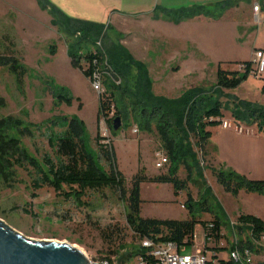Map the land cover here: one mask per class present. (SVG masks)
<instances>
[{"label": "rangeland", "instance_id": "374dc122", "mask_svg": "<svg viewBox=\"0 0 264 264\" xmlns=\"http://www.w3.org/2000/svg\"><path fill=\"white\" fill-rule=\"evenodd\" d=\"M142 3L146 5L148 13L134 20L129 17L136 13V3L132 0H0V44L28 68L18 89L13 75L6 67L0 66V115L10 114L38 122L51 113L75 114L85 124L91 147L95 146L96 134L100 135L101 141L111 143L116 166L126 181L138 168H143L147 176L165 172L168 161L159 169L153 165L156 152L165 154L156 134L138 129L130 104L124 107V115L118 119L117 128L108 127L101 116L96 118L98 93L88 78L71 66L66 54L64 33L58 31L52 16L57 15L60 21L57 12H61L74 21H87L107 27L105 38L98 40V44L119 45L131 59L143 64L153 95L174 98L187 91L212 86L218 61L222 68L241 69V64L235 61L251 58L252 51L258 48L253 45L264 46V11L261 8L257 18L251 14L252 5L261 6L263 0L244 3L248 5L239 2L233 7V12L224 13L217 23L210 21L209 24L188 19L182 20L183 23H175L168 18L174 17L179 10L197 6L213 9L217 4L183 0H142ZM128 73L134 72L130 69ZM258 74L249 73L237 86L224 88L223 91L244 101L264 105V91L261 90L264 71ZM48 79L65 86L71 99L62 100L57 107L51 108V96L44 86V81ZM221 98L224 100L225 96ZM222 115V119L231 120L234 124L227 109H222ZM252 125L256 131V125ZM133 127H136L135 132L132 131ZM244 127L247 126L241 124V128ZM209 128L214 132L217 127L211 125ZM21 140L36 155L48 149L44 135L24 136ZM190 144L199 160L200 154L191 139ZM231 144V153L225 151V156L230 157L235 169L221 162H227V159L223 152L218 151L215 143L208 148L210 151L205 148L206 156L201 160L202 163L199 162V168L193 165L191 178L201 186L199 198L197 186L190 182H187V190L181 191L177 198H171L161 183H140L141 195L146 199L142 204L141 216L158 217L164 214V210L172 212V215H182L184 210H180L179 205L183 204L186 192L196 200L205 192L221 220L223 237L219 244L228 250L236 238L235 208L241 201L222 190L212 171L222 167L250 179H264V143L249 139ZM259 158L261 161L258 163ZM189 163L192 165V159ZM17 175L20 182L11 188L0 184V221L20 235L36 241L68 243L93 262L112 247H108L99 235V230L107 226L124 232L123 243L126 246L116 247L117 255L134 245V239L125 227L124 205L108 189L86 191L80 197V204L76 205L51 188L32 189L22 171H18ZM178 176H185L182 167H179ZM256 207L252 202L246 204L247 209ZM199 216L210 217L207 213ZM240 237L244 238L245 234ZM202 240V227L195 224L193 243L185 247L182 254H190L195 246L202 245ZM263 247L264 240L260 250ZM227 250L220 255L226 258ZM262 258L263 255L257 253L251 264H258ZM124 264H134V260L130 259Z\"/></svg>", "mask_w": 264, "mask_h": 264}, {"label": "trees", "instance_id": "16d2710c", "mask_svg": "<svg viewBox=\"0 0 264 264\" xmlns=\"http://www.w3.org/2000/svg\"><path fill=\"white\" fill-rule=\"evenodd\" d=\"M240 1L249 2L224 0L216 3L213 9L197 6L176 11V15L168 19L178 23L202 15L216 20L225 10L236 7ZM41 6L45 7L44 4ZM262 7L264 8V0ZM57 13L60 21L57 15L52 17L58 31L64 33L66 54L71 66L77 68L88 80L93 73L100 74L104 90L97 96L96 118L103 117L108 127L112 128L113 117L118 115L122 118L124 107L130 104L138 129L156 134L168 165L165 172L153 176L145 175L143 168H138L126 181L116 166L111 143L101 141L100 135L96 134L95 146L91 147L85 124L75 114L51 113L38 122L7 114L0 115V184L11 188L20 182L17 173L22 171L32 189L51 188L76 205L80 204V197L86 191L98 192L105 188L115 194L124 205L125 227L133 237L134 245L117 255L115 248L126 246L123 243L124 232L107 226L99 230V235L108 247L113 248H107V253L100 258L113 256L118 264H124L130 259L134 260L139 254L143 264H154L155 260L139 247L141 238L148 237L156 243L172 242L177 248L184 249L192 245L194 226L200 224L205 240L203 249L225 262L227 256L224 258L220 255L227 250L219 244L223 237L221 220L205 192L199 200L186 192L183 201L187 212L185 219H157L140 216L139 185L142 182L167 183L171 186L173 195L177 196L181 191L187 190V182H190L197 186L198 197L201 186L191 178V171L193 165L198 167L206 155L209 126L220 123L222 109L229 111L234 123L254 124L264 134V105L244 101L223 91L224 88L237 86L249 73L255 75L250 58L235 61L241 64V69L222 68L218 61L215 81L209 88L187 91L174 98L153 95L149 90L150 81L143 64L131 59L115 43L107 46L97 43L105 38L107 27L87 21H74L61 12ZM66 20L68 21L65 22ZM0 66L6 67L13 75L15 84L20 89L28 68L1 44ZM130 69L134 73H128ZM116 79L118 83H114ZM261 79V90L264 91V77ZM44 86L51 96V108L57 107L62 100L71 99L66 87L54 83L52 79L45 80ZM223 95L224 100L221 98ZM36 134L44 135L48 145V149L42 150L38 155L26 148L21 140L24 136L30 138ZM190 139L200 154L199 160L192 150ZM191 159L192 165L189 163ZM179 167L184 170V178L178 176ZM212 173L222 190L232 196H236L240 190L264 194V179H250L222 167ZM201 213H207L209 219H202L199 216ZM234 227L236 247L240 249L245 246L255 255L261 253L263 258L258 264H264V247L260 250L261 238L264 240V222L255 215L239 213L234 220ZM241 234H245V237L241 238ZM231 245L232 243L229 246Z\"/></svg>", "mask_w": 264, "mask_h": 264}, {"label": "built area", "instance_id": "2783aa9c", "mask_svg": "<svg viewBox=\"0 0 264 264\" xmlns=\"http://www.w3.org/2000/svg\"><path fill=\"white\" fill-rule=\"evenodd\" d=\"M252 11L254 17L257 18L258 5H252ZM98 43V41H97ZM252 67L254 73L264 71V49L255 48L251 53ZM259 75V74H258ZM90 85L98 94L103 90V84L101 83L100 74L93 73L92 78L89 79ZM114 82H118L116 79ZM220 125L222 127H232L239 129V124L232 123L231 120L221 119ZM132 131H136V127L132 128ZM156 158L153 165L156 169L161 168L167 161L166 155L156 152ZM180 207H184L180 203ZM263 240V238H261ZM208 240V239H206ZM205 240H202V244ZM227 251V258L225 262L220 261L215 255H210V251L203 249L201 246H195L190 254H182L183 248H177L172 242L156 243L148 237L141 238L139 240V247L142 248L151 258L155 260L154 264H251L252 258L255 254L247 247H236V238L231 242ZM90 264H118L116 258L113 256L100 258L97 261H89ZM134 264H143L142 257L138 254L134 257Z\"/></svg>", "mask_w": 264, "mask_h": 264}, {"label": "crops", "instance_id": "0c3cea01", "mask_svg": "<svg viewBox=\"0 0 264 264\" xmlns=\"http://www.w3.org/2000/svg\"><path fill=\"white\" fill-rule=\"evenodd\" d=\"M117 1L118 2H125L127 0H117ZM132 1H135V3H136V6L134 8L136 10L134 12H136V13H134V14L129 16L131 19L138 20L139 16H141V18H142V16H144L146 13H148L147 9H145L147 7H146V5H144V3H142V0H132ZM183 1H188V2L190 1V2H194V3H198V4H216V3L224 1V0H183ZM240 4L241 5H248V4H244V2H242V1H240ZM262 5H263V3H262ZM262 5L260 6L258 4L257 16H259L261 8L264 11V8L262 7ZM231 12H233V7H230L229 9L225 10L224 13L227 14V13H231ZM224 13H223V15H225ZM251 14L254 15V12L252 11ZM220 18H222V16ZM220 18H219V20H220ZM188 20L189 21H192V20L193 21H196V20L197 21H201V23H203V24H209L210 21H214L215 23L218 22V19L214 20V19L202 16V15L193 17V18L188 19ZM181 22L183 23V21H181ZM253 47L264 48V46H255V45H253ZM222 118H223V115H222L221 119ZM214 125H216V127H217L214 130V132H212L211 128H209L210 135L208 137L207 144L205 146V148L208 151H210L208 148L211 145H213V143H215V147L218 146V151L219 152H223V155L225 156V151H228V154L231 153V146L233 145L231 143L238 142V141H247L249 139H254L256 141L258 140L259 144L264 143V134L263 133L261 134V132H259L257 129L255 131L253 129V125L252 124H250V125H245L244 124L245 126H247V127H244V129L241 128V123L239 124V129H234L232 127H229V128L228 127H222L220 125V123H217V124H214ZM214 125H212V126H214ZM231 129H233V131ZM225 158L227 159V162H225L224 160L221 161V162H224L230 168L235 169V167H233L234 166L233 165V161L230 159V157L228 156V158H227L225 156ZM260 161H261V158H259L258 163ZM258 163H257V166H256L257 170H258ZM161 185L165 186L166 193L168 191L169 196L171 198H174V197L177 198L178 195L177 196L173 195L171 186L169 184L161 183ZM139 197L141 199L140 211H139V214L141 216L142 204L146 200V199H143V197L141 195V184L139 185ZM235 198L241 201L239 203V205H237L236 208H235V212H237V214H239V213L252 214V215H255V216L259 217L264 222V196L262 194L244 192V191L240 190L236 194ZM150 200L157 201L158 199H150ZM248 202L255 203L257 207L253 208L252 210L251 209H247L246 208V204ZM179 209L180 210H184V213L183 214L181 213L182 215H172V212H168V211L164 210V214L163 215H159L158 217L152 215L149 218H157V219H185L187 217V212H185V208L184 207H180V205H179ZM202 219L207 220L209 218L207 217V218H202Z\"/></svg>", "mask_w": 264, "mask_h": 264}, {"label": "water", "instance_id": "95a60500", "mask_svg": "<svg viewBox=\"0 0 264 264\" xmlns=\"http://www.w3.org/2000/svg\"><path fill=\"white\" fill-rule=\"evenodd\" d=\"M119 116L112 119L117 128ZM0 264H90L78 248L64 242L26 238L0 221Z\"/></svg>", "mask_w": 264, "mask_h": 264}]
</instances>
